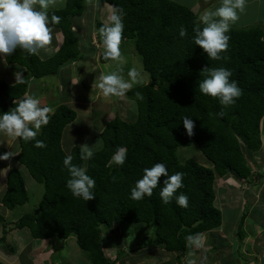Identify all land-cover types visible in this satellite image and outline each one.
Returning a JSON list of instances; mask_svg holds the SVG:
<instances>
[{"label":"trees","instance_id":"16d2710c","mask_svg":"<svg viewBox=\"0 0 264 264\" xmlns=\"http://www.w3.org/2000/svg\"><path fill=\"white\" fill-rule=\"evenodd\" d=\"M105 3L114 7L117 14L123 10L120 47L131 40L150 77L148 83L126 91L127 97L136 101L137 118L129 121L116 115L108 121L100 134L102 148L88 161L80 159L79 144H74L69 152L63 146L64 130L77 117L76 110L67 104L59 105L49 115V123L42 126L35 138L44 141L45 147L37 148L35 140L18 138V160L43 185L44 193L38 211L24 213L14 227L28 228L37 240L64 242L75 235L92 264H116L104 250L102 226L112 228L115 222L149 224L154 231L143 247H160L185 256L188 235L204 234L222 225L223 214L215 204L216 175L232 174L248 181L254 174L248 154L262 147L264 29L259 26L231 28L229 47L221 54L224 59L217 61L209 59L193 42V29L199 16L192 6L176 0H105ZM85 9L86 0H65L63 7L48 10L49 17L61 18L59 24L52 26L64 35L62 46L51 57L31 55L20 48L12 55H4L7 64L23 68V76L14 84L0 80V112L9 111L15 107V101L27 95L31 79L55 76L63 66L83 58L74 19L83 16ZM104 25L103 21L96 23L98 43L102 45ZM182 27L187 32L183 38L179 35ZM90 48L96 52L95 45ZM104 53L100 60L107 63L110 59L106 60ZM216 67L230 69L233 74L230 79L236 80L242 89L234 105L224 107L218 99L199 92V81L207 76L203 70ZM183 116L195 122L191 136L183 126ZM194 143L213 162L214 168L191 157L185 162L180 160L179 149ZM121 146L127 149L124 165L110 163ZM69 154L74 157V164H86L88 174L96 180V197L91 201L72 196L66 187L69 173L63 160ZM155 163L166 164L169 175L184 174L183 187L176 195L182 192L188 196L187 208L180 207L175 197L170 203H163L159 195L163 176L151 197L145 196L139 201L130 198L131 189L142 177L144 168ZM28 201L23 173L12 167L0 204L14 209ZM249 209L247 202L237 229L240 247L246 238ZM4 220L0 210V222ZM3 250L15 251L6 244ZM0 264L5 263L0 261Z\"/></svg>","mask_w":264,"mask_h":264},{"label":"rangeland","instance_id":"374dc122","mask_svg":"<svg viewBox=\"0 0 264 264\" xmlns=\"http://www.w3.org/2000/svg\"><path fill=\"white\" fill-rule=\"evenodd\" d=\"M176 1L187 6H192V8L198 14L199 17L206 11L215 10L221 4V0ZM64 4L65 0H49L48 9H59L63 7ZM110 9L113 15V8L110 5L106 4L105 0H86V9L84 12L85 14L82 16L83 18L81 19V22L84 26V31L83 33H81V39L91 38V36L93 35L95 39L93 40L92 44H89V47H91L93 44H95L96 46L98 40L96 38L98 30L96 28V24L94 25L95 18L100 19V21L104 22V20L102 19L104 16L105 18H107L105 19L104 23L111 25L112 22H110V20L108 19L111 14H109ZM256 26L262 27L264 29V0H246L245 12L240 15L239 20L235 22L231 26V28L247 29ZM88 43L89 42L84 40V49L88 48L86 47L88 46ZM51 46H53V44ZM120 49L121 57L119 59L110 60L107 63H103L100 66L101 68H99L101 72L97 68H95L98 63L94 67L90 68L87 72V74L89 73L87 78L82 77L79 85L73 87L75 91H72V88L68 83L70 79L66 78V76H61L58 79H56L55 76H48L42 78L45 79V84L40 90H42V92L48 95H51V97L57 98L58 95H62L63 98H67L69 95L74 94L75 96H79L81 101L84 100V102L86 103H88L89 101L91 102V106H88L90 107V109L80 107L76 108V120L69 126H67L64 130L63 146L65 147V149L69 148L72 143L79 144L80 146L87 143L89 146H91L98 142L99 146H101L102 138L100 136V133L97 135V132L99 131V128L103 125V123L107 122L106 118L108 116V111L112 113L111 118L116 115H120L122 118L127 119L129 121L136 120V101L132 98H128L126 93L120 97H110L114 105L112 103L111 106H109L108 108H104L102 106L104 100L100 96H98L97 98L94 97L100 92L98 91V88L94 87V81L98 82V77L101 73L107 74L113 71H118L125 80H128L132 84V87L145 84L150 81L149 74L144 71L142 61L135 51L133 42L131 40L124 42ZM14 66L17 70H23V68L18 65ZM9 67V64L0 61V80L4 81L7 78ZM132 68L137 69L139 73L135 81L131 80V78L128 76V72ZM38 81H35L34 83L38 84ZM33 85L29 87V95H33L34 93H36ZM81 96H84L85 98H81ZM73 99H75V97H73ZM261 130L262 139L264 141V121L261 126ZM87 134L89 137H92L91 141H83L84 137H87ZM101 148L99 147L98 150H100ZM2 151L3 148L0 146V153H2ZM178 154L182 162H185L190 157L195 158L204 166H207V164L210 162L206 158V156L202 154V152L198 148V145L195 143L190 147L180 148ZM251 155H255V152H252ZM255 162L257 161L252 162L251 160V165L253 168H257V163ZM260 169L264 174V167H260ZM4 170L7 171L8 169L5 168ZM4 170H0V175H2L3 177L5 175L4 172H6ZM23 174L25 176L24 178L29 194V201L24 205H19L15 207L14 209L5 208L2 206V204H0V210L5 218L4 222H0V261L4 262L5 264H34L33 261L34 259H36V256H38L39 251L42 248H38L39 246L36 245L37 240H35V238L31 236V233L28 228L18 229L14 227L15 221H17L21 215L27 212L38 211V205L44 193V187L42 184L34 180V178L27 171L23 170ZM3 177L1 178V180L3 183V187H5ZM244 182L245 189L247 190L251 188V185H253V183L254 185L256 184L254 181ZM222 183H224V181L221 182L219 179L217 183V190L215 189V192H217L216 201L219 206H223L222 196L225 193L231 194V197L234 195V193H232L228 188H225ZM218 195L220 198L218 197ZM246 198L251 199L252 195H245V199ZM231 201V206L237 208L236 201L239 200H237L236 197H232ZM247 202L249 204L251 203L250 201ZM258 204L259 206H256V209H254L253 211H249V216H251V218L255 221L258 219H264V199L260 200ZM223 210V216H227L228 214H230V210L227 212L225 209ZM230 222L231 220L229 221V225ZM225 229L228 235H225L227 240H218V244L215 245L213 244L212 240L209 242V239H207L206 243L205 239H203L205 246L202 247L198 251V253L194 252V264H259V257H262L261 253H257L256 250H254V252L252 251V242L254 241L255 237L253 236V229H249L247 230V233H245L246 235L248 234V236L245 238V249L241 251L242 254L240 255L242 259L240 260L238 254L235 253L237 245L236 239L238 240L237 231L236 234L231 235L232 233L228 227V221H226L225 223ZM153 231L154 227L149 224L134 225L130 223L115 222L112 228L103 225V243L106 244L105 239H109V246H111L104 247L106 255L110 257L112 261L116 262V264H127L131 261L136 262L137 260H140L141 263H143L142 261L144 260V264H160L161 256H164L163 250L158 248V250L160 249V252H155L156 249L153 247H143L144 241L147 239V237H150L153 234ZM249 238H253V240L249 241ZM46 241L51 242L50 239H47ZM5 244L8 246H12L15 250L14 253H11L10 251H4L3 247L5 246ZM141 246L143 248H141ZM50 247H54V251L58 253L52 255L50 260L48 259V264H92L88 258L87 253L79 247L75 235L70 236L64 242L52 240V246L50 245ZM190 247H193V245H190ZM246 248L250 249L247 251ZM216 249H218V251ZM149 250H151L152 252V259L156 258L155 253L159 254L157 260L149 262V260H151L149 258L143 257L139 259V256L142 255L143 252H149ZM33 251L35 255L32 256L31 252ZM166 253L168 254L167 256H171V258H173V261V253ZM188 256L189 255L186 254V256H184L183 261L182 257L178 256V259H175L174 263L187 264L186 259L188 258ZM39 257L42 258V255ZM179 257H181V259ZM39 260L42 262L41 259ZM163 263L170 264L171 262H167V260H164Z\"/></svg>","mask_w":264,"mask_h":264},{"label":"clouds","instance_id":"9594fccd","mask_svg":"<svg viewBox=\"0 0 264 264\" xmlns=\"http://www.w3.org/2000/svg\"><path fill=\"white\" fill-rule=\"evenodd\" d=\"M48 8L49 0H0V57L12 55L18 48L31 55H39L41 51L51 54L54 51L51 47L53 41L52 25L59 24L61 18L56 15L49 17L48 10L50 9ZM245 9L246 0H221L220 6L215 10L204 12L196 21L193 29L195 35L192 39L195 45L200 46L211 60L224 59L221 54L225 53L229 47L231 26L239 20ZM123 15V10H119L118 14L109 18L112 22L111 25L105 24L101 29L104 44H99L97 40V45L103 53L105 52L106 60H117L121 57ZM179 35L181 38L187 35L183 27ZM203 71L207 72V76L199 81V92L205 96L218 99L224 107L234 105L242 95V89L236 80L230 79L233 75L232 71L226 67L205 68ZM138 75L139 73L135 68L128 72V76L133 81L137 79ZM94 87L100 89L104 96L120 97L132 87V84L125 80L118 71H113L107 74L101 73L98 82L94 81ZM136 95L139 97L140 93ZM14 103L15 107L9 111L0 112V133L24 141L35 140V147H45L44 141L35 138L42 126L49 123L51 109L42 107L40 99L34 95H26L22 100ZM182 122L188 135H193L194 120L188 116H183ZM99 147L98 142L91 146L87 143L81 145L80 159L82 161L92 159ZM253 152L255 155H251L252 152L248 154L250 165L251 160L252 162L257 161L258 155L264 160V157L260 156L261 149ZM11 156H13L12 152L5 153L0 155V160H7ZM73 159L74 157L69 154L63 160V165L69 173L66 187L72 196L82 198L84 201H91L96 197L94 191L96 180L88 174L86 164L79 166L73 163ZM126 159L127 149L121 146L114 152L110 163L123 166ZM227 175L237 179L232 174ZM162 176L165 179L162 182L163 186L160 188L159 195L163 203L168 204L175 197L176 203L180 207L187 208L188 196L182 192L176 195L177 191L183 187L184 174L176 172L169 175L168 168L164 163H155L152 167L144 168L142 177L136 180L131 189L130 198L139 201L145 196L151 197L153 190L157 188L158 184H161ZM237 181L241 183V181L246 180L237 179ZM186 242L189 245L202 246L203 234L188 235Z\"/></svg>","mask_w":264,"mask_h":264},{"label":"crops","instance_id":"0c3cea01","mask_svg":"<svg viewBox=\"0 0 264 264\" xmlns=\"http://www.w3.org/2000/svg\"><path fill=\"white\" fill-rule=\"evenodd\" d=\"M112 8H113V15H115L117 11L114 9V7H112ZM109 11H110L109 14L111 13L109 16V18H110L112 16V11H111V9ZM82 18L83 17L80 16V17H77L74 19V29L80 34V37H81V33H83V31H84V26L81 22ZM98 18H100V17H98ZM102 19L105 22V19H107V18H105L103 16ZM97 21H100V19L95 18L94 25L97 23ZM110 22H111V20H110ZM53 29H54L53 30V43H52L53 46H51V47L54 49V51L51 54H47V53H44L43 51H41L39 55L42 58L51 57L53 54H55V52H57L59 50V48L63 44L64 36H63L62 32L57 30L55 27H53ZM94 39L95 38L93 37V35L91 36V38L81 39V48L83 49L82 52H84L83 58L80 60L74 61V62H70L67 65L63 66L60 69V71L58 72V74L55 75L56 79L60 78L61 76H66V78H69L70 80L68 83L70 84L72 91L74 90L73 87H76L79 85L82 77L87 78V76L89 74V73L87 74V72L90 68L94 67L98 63L95 66V68H97L100 71L99 68H101L100 66L103 64V62H101V60H100V56H101V54H103V51H101V49H99L100 47H98L97 43H96V46H97L96 52L90 51L91 49L89 47V44H92ZM84 40L89 42L88 46H86L88 48H85V49H84V45H83ZM0 61L6 63L4 56L0 57ZM9 66L10 67L8 69V75H7V78L5 80L10 84H14L23 76V70L22 69L17 70L14 65H9ZM35 81L36 82L38 81V84L34 83ZM68 83H67V85H68ZM44 84H45V79H42V78L41 79H31V81H30V86L33 85L35 88V92H36L33 95L40 99L41 106L42 107H49L51 109V112L49 113V115H51L54 112V110L61 104H67V105L71 106L72 108H74L75 110L77 107L90 109V107H88V106H91L90 101L88 103L84 102V100L81 101L79 96H75L74 94L69 95L67 98H63L62 95H58L57 98L51 97V95H48V94L42 92V90H40V89H42V86ZM98 91H100V92L98 93V95H96L94 97L97 98L98 96H100L104 100L103 104H102V106L104 108H108L109 106H111V104L113 102L110 99V97L104 96L100 89ZM27 95H29V88L27 91ZM73 97H75V99H73ZM81 98H85V97L81 96ZM113 105H114V103H113ZM111 116H112V113L110 111H108V116L106 118L107 122L112 119ZM107 122L103 123V125L99 128L97 135L99 133L101 134V132L103 131ZM41 130H42V128H41ZM41 130H40V132H41ZM86 136L87 137H84L83 141H85V140L91 141L92 137H89L88 134ZM102 145H103V143H102ZM102 145L100 146V148L102 147ZM0 146L3 148L2 153H0L1 155H4L5 153H8V152L13 153V156H11L9 159L0 160V164L2 162V164L0 165V170H4L5 168L8 169L7 171L4 170V171H6V172H4L5 173L4 177L2 175H0V196L2 197V194L5 192L6 187H7V175L9 173V170L12 167L19 168L22 171V173H23V170H25L27 172H28V170L18 160V156H19V152H20V145H19L18 138H13V137H10L6 134L0 133ZM73 146H74V143H72L69 146V148H67L66 150L68 152L71 151V148ZM260 156L264 157V141H263V139H262V148H261ZM255 163H257V165H256L257 168H253L254 174L251 177V179L248 180V182L254 181L256 183L255 184L256 186L253 183V185H251V188H249V190L245 189V182L244 181H241V183H240L239 181H237V179H235L231 175H225L223 177H220L217 175L216 181H215V189L217 190V183H218V180L220 179L221 182L224 181V183H222L223 186L225 188H228L232 193H234V195L232 197H236V199L239 201H236L237 202V205H236L237 208H234V206H231V202H232L231 201V198H232L231 194H227V193H225L222 196V201H223L222 205L223 206H219L217 204V201L215 200L216 206L221 211H224L223 209H225L226 212L230 210V214H228L227 216H223V224L219 228L203 234V239H205L206 243H207V239H209V242L212 240L213 244L216 245V244H218V240H225L226 239V237H225V235H227V231L225 229L226 221H228V227L232 233L231 235L236 234L241 216L243 215V212L246 208L247 201L251 202L249 211H253L254 209H256V206H259L258 202L260 200L264 199V174L262 173V170L260 169V167H264V160L259 158V155H258L257 156V162H255ZM207 166L214 168V164L211 161L207 164ZM23 176H24V174H23ZM2 177H3L4 182H5V187H3V183L1 180ZM248 194L252 195L251 199H248V198L245 199V195L247 196ZM218 197H219V195H218ZM230 220H231V222L229 225ZM249 229H253V236H255L254 241L252 242V244H253L252 251L254 252V250H256L257 253H261L262 257H259V261H260L259 264H264V219H258L255 221L254 219L251 218V216L248 215L247 219H246V223H245V232L247 233V230H249ZM207 236H208V238H207ZM247 236H248V234L246 235V237ZM249 239H250L249 241L253 240V238H249ZM50 241L51 242H48L46 240L37 241L36 245L39 246L38 248H41V247L42 248L39 251L38 256H36V259H34V261H33L34 264H38V263L48 264V259L50 260L51 256L55 254L54 247L53 248L50 247V245L52 246V240H50ZM105 243L106 244H103L104 247L105 246L111 247V246H109L110 245L109 239H105ZM236 243H237L238 247L236 245L235 253L238 254V257L240 260V259H242L241 255H240V254H242L241 251H243L245 249V242L242 245V247H240V244L238 243L237 239H236ZM204 246H205L204 242L202 243V246L193 245V247H190V245H189V248H188L187 253H186L187 255H189L188 258L186 259L187 264L188 263L194 264V259H195L194 258V252L198 253V251ZM158 248H160V247L155 248L156 249L155 252H160L159 251L160 249L163 250V252H164V256L163 257L161 256V263L160 264H164L163 263L164 260H167V262L170 261L171 262L170 264H176V263H174V261H175V259H178V256L181 255L180 253L170 252V253H173L172 255H174V260L172 261L173 258H171V256H167L168 254L166 252H168V251L164 250L163 248H160L158 250ZM249 249L250 248H246L247 251ZM216 250L218 251V249H216ZM31 254H32V256L35 255L34 251L31 252ZM151 254H152L151 250H149V252H143L142 255L139 256V259H141L143 257L149 258V259H151V260H149V262H152V261L158 259V257H159L158 253L157 254L155 253L156 258H154V259H152ZM41 255H42V258L39 257ZM181 257H182V261H183L184 256H181ZM39 259H41L42 262ZM142 262L143 263H141L140 260H137L136 262L131 261L130 263H127V264H144L145 261L143 260ZM257 262H258V260H257ZM150 264H154V263H150Z\"/></svg>","mask_w":264,"mask_h":264}]
</instances>
